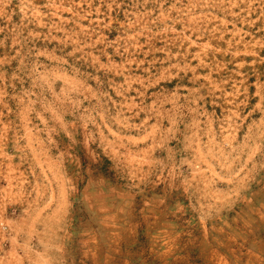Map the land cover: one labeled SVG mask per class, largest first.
Wrapping results in <instances>:
<instances>
[{
	"label": "rangeland",
	"instance_id": "1",
	"mask_svg": "<svg viewBox=\"0 0 264 264\" xmlns=\"http://www.w3.org/2000/svg\"><path fill=\"white\" fill-rule=\"evenodd\" d=\"M0 264H264V0H0Z\"/></svg>",
	"mask_w": 264,
	"mask_h": 264
}]
</instances>
